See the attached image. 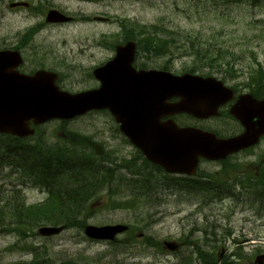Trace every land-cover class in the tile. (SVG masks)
Returning <instances> with one entry per match:
<instances>
[{
	"label": "rangeland",
	"instance_id": "rangeland-1",
	"mask_svg": "<svg viewBox=\"0 0 264 264\" xmlns=\"http://www.w3.org/2000/svg\"><path fill=\"white\" fill-rule=\"evenodd\" d=\"M12 3H27L29 7L9 9ZM52 9L68 14L75 22L46 26L45 13ZM81 17L91 21H82ZM94 17L109 21L93 22ZM122 21L133 26L157 25L162 28L158 35L164 42L174 39L167 55L151 58L142 54L136 59V67L165 68L174 75L188 72L214 77L239 92H250L248 86L254 80L251 76L259 70L264 72V0H0V50L23 48L24 65L20 70L53 71L58 74L62 90L79 93L98 87L92 70L113 57L112 43L125 35L120 26ZM29 29L31 39L24 44ZM186 39L204 47L222 48L233 74L218 68L211 71L204 62H196L186 52L189 48ZM213 67H218V63ZM176 121L181 126L212 131L221 130V123H225L222 118L202 122L186 116H178ZM65 128L99 143L101 151L112 155L117 162L131 161L137 155L105 111L86 114L67 123ZM43 131L50 143L62 136L58 121L48 122ZM263 161L264 140L249 153L229 159L228 169L244 172L253 181L255 190L240 193L241 189L234 187L224 196L214 193L212 197L183 194L177 197L168 191L153 194L152 190L149 194L130 195L129 189L113 186L115 181L111 186L105 185L101 195L88 203L90 210L85 225L126 224L137 235L130 245L124 241L126 235L119 236L118 242L112 244L90 241L76 226L51 238L40 236L34 227L24 239L15 233H0V264H175L174 256L152 262L151 255L161 254L144 247L138 238L142 233L157 242L200 240L206 235L218 249L217 253L221 244L232 252L235 249L232 240L240 239L242 234L264 239V194L257 193L261 189L257 181L264 169ZM204 169L214 174L219 166ZM8 172L9 169L0 172L1 194H18L26 205L45 202L44 191L17 181L16 175ZM160 176L154 178L155 191H161L157 185L161 184ZM123 203L128 207H118Z\"/></svg>",
	"mask_w": 264,
	"mask_h": 264
},
{
	"label": "water",
	"instance_id": "water-1",
	"mask_svg": "<svg viewBox=\"0 0 264 264\" xmlns=\"http://www.w3.org/2000/svg\"><path fill=\"white\" fill-rule=\"evenodd\" d=\"M27 6L11 4L10 8ZM69 19L55 10L45 22L65 23ZM136 45L127 42L115 47L114 57L93 70L98 89L77 94L61 91L57 75L44 70L33 75L17 71L22 64L16 51H0V134L17 138L34 136L35 129L51 120L71 121L91 111L108 110L119 131L150 162L169 173L179 167L193 168L199 158L209 161L256 145L264 135V100L239 97L230 115L244 128L239 136L219 139L214 133L192 127H178L173 120L160 122L164 116L186 114L196 119L218 116V108L233 98V91L214 78L192 74L180 76L166 71L133 68ZM178 98L175 103H167ZM62 227H41L42 237L58 235ZM127 230L122 224L86 226L84 235L91 240L113 241ZM170 250L173 248L168 245ZM260 261V260H259Z\"/></svg>",
	"mask_w": 264,
	"mask_h": 264
},
{
	"label": "trees",
	"instance_id": "trees-1",
	"mask_svg": "<svg viewBox=\"0 0 264 264\" xmlns=\"http://www.w3.org/2000/svg\"><path fill=\"white\" fill-rule=\"evenodd\" d=\"M120 26L125 31V35L120 40L116 39L112 46L128 40L135 41L136 58L142 54L151 58L165 56L172 48L170 44L174 43L173 38H170L169 43L159 37L158 33L162 28L157 25L133 26L122 21ZM26 37L24 44L31 39L30 35ZM186 40L185 43L189 46L186 52L196 62H204V66L211 71L218 68L228 75L233 74V68L222 48L214 45L204 47L199 42L191 43ZM216 63L218 67H213ZM251 79L254 80L248 86L250 92L264 99V72L262 70L254 72ZM67 123H60L62 136L57 137L53 143L42 138L44 135L42 129H38L35 137L26 140L0 135V172L9 169L8 173L16 175L17 181L38 186L47 194L46 203L27 206L18 194L11 196L0 193L2 232L15 233L19 238L24 239L27 237V232L38 225H65L66 228L76 226L82 229L88 215V203L101 195L105 185L108 187L117 181L113 186L118 189L121 187L124 190L129 189L134 193L141 189L148 190L155 184L149 182L151 178L144 176L138 170L140 165L137 164V160L140 156L131 161L123 159L117 162L112 155L101 151L99 143L79 133L66 130ZM122 170H125L128 176L121 174ZM262 175L264 176V169ZM142 177H145L146 181ZM118 207L128 206L123 203V206ZM26 223L31 226H21Z\"/></svg>",
	"mask_w": 264,
	"mask_h": 264
},
{
	"label": "flooded vegetation",
	"instance_id": "flooded-vegetation-1",
	"mask_svg": "<svg viewBox=\"0 0 264 264\" xmlns=\"http://www.w3.org/2000/svg\"><path fill=\"white\" fill-rule=\"evenodd\" d=\"M17 47L19 48L18 51L22 55L21 50L23 48L19 46ZM231 89L233 91V99L225 102L224 105L219 108V118L225 120V123H221V130H215V133L221 138H230L240 135L244 130L241 127L240 123L229 114L230 109L236 104L239 97L244 95H251L256 99V97L253 96V94L249 91L239 92L233 87H231ZM177 100V98H173L168 100L167 102L174 103ZM168 118L169 117H162L160 120L164 122ZM262 140H264V136L260 139V142ZM251 150L248 149L245 151H241L236 155L231 156L230 160L235 156L245 155ZM228 160L229 159L227 158L220 162H209L200 158L193 168L180 167V171H178V173L174 175L168 174L161 168L157 166L154 167V165L152 166L149 163L147 164V168H149L151 171L155 170L157 172V174H148V176L151 178L150 182L155 183L150 188L153 191V194L164 193L168 191L172 192L174 196L177 197H180L181 194L212 197L214 196V193H220L217 194V196H224L226 194H230L234 187L241 189L240 193L243 192V190H250L253 192L255 188L253 185L249 184L248 176L245 177L246 174L241 170H229L226 163ZM262 163L263 164L261 165H264V161ZM212 165L219 166V169L214 174H211L204 169L205 166L209 167ZM182 171H186V173H180ZM190 171H193L194 173L192 175H188V172ZM158 174L161 175L158 178L159 180H161V184L157 185L161 186V191L159 189H156V191L155 189H153L156 185V181L154 178ZM231 174L234 175V177H231ZM238 174L242 176L237 177ZM259 177L260 174L257 178ZM257 182L261 185V189L257 190V193L264 194V176H261ZM150 192H148V194ZM23 226L30 225L23 224ZM127 227V231L123 235H126V239L124 240L125 243L127 245H130L132 243L133 237H136L137 235H134L136 231L135 229H131L129 226ZM138 238L142 239L141 241L144 242L143 245L144 247H147V249L156 253L160 252L161 255H151V257L153 258L152 262H154L156 259H159L160 257L167 258L170 256H174L176 258L175 264H264V239L260 237L250 238L245 236V234H242L240 239L232 240V244L235 246V249L232 252L226 248L225 244H221L218 245L221 247L219 253L216 252V250L218 249L216 248V246H212L206 235L203 237V239L200 240L188 238L162 242H157L143 233L139 234ZM117 242L118 241L116 238L112 242V244ZM168 245H170L173 250H170Z\"/></svg>",
	"mask_w": 264,
	"mask_h": 264
},
{
	"label": "bare ground",
	"instance_id": "bare-ground-1",
	"mask_svg": "<svg viewBox=\"0 0 264 264\" xmlns=\"http://www.w3.org/2000/svg\"><path fill=\"white\" fill-rule=\"evenodd\" d=\"M45 18V17H44ZM193 182V181H192Z\"/></svg>",
	"mask_w": 264,
	"mask_h": 264
}]
</instances>
